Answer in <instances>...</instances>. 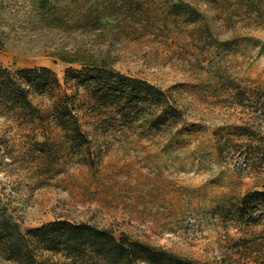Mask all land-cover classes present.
Instances as JSON below:
<instances>
[{"label": "rangeland", "instance_id": "rangeland-1", "mask_svg": "<svg viewBox=\"0 0 264 264\" xmlns=\"http://www.w3.org/2000/svg\"><path fill=\"white\" fill-rule=\"evenodd\" d=\"M166 1L144 2L148 20L113 16L98 26L77 8L55 23L32 0H0L2 66L47 67L64 86L68 68L81 69L67 59L106 58L179 110L160 127L147 110L124 123L85 110L89 141L80 147L0 116V210L23 232L67 219L198 264H264V206L251 222L234 213L247 193L264 191V171L237 169L247 140L229 134L247 126L264 136V21H225L219 8L187 0L202 13L189 24L168 16ZM42 254L46 264H66ZM0 264L15 263L0 255Z\"/></svg>", "mask_w": 264, "mask_h": 264}, {"label": "trees", "instance_id": "trees-1", "mask_svg": "<svg viewBox=\"0 0 264 264\" xmlns=\"http://www.w3.org/2000/svg\"><path fill=\"white\" fill-rule=\"evenodd\" d=\"M44 18L62 21L61 13L77 8L87 22L100 26L110 17L136 20L143 16L149 0H32ZM219 8L225 21L253 17L264 21V0H199ZM168 16L181 17L189 24L202 16L187 0H167ZM67 9V10H66ZM81 69L68 68L64 86L47 67L13 70L0 64V116L49 139L61 137L80 147L89 141L80 112L107 115L124 123L148 111L152 127L179 119V110L170 96L156 85L116 70L106 58L76 60ZM73 87V88H71ZM71 89V92L68 89ZM36 99L38 101L36 102ZM46 101V104H40ZM84 109V110H83ZM229 133L246 139L238 154V170L263 172L264 136L252 134L247 126H234ZM255 135V136H253ZM41 142L44 145L47 142ZM229 138L225 143H231ZM222 142L218 151L223 155ZM255 145V146H254ZM264 206V191L247 193L234 207L239 219L253 221V212ZM43 252L61 255L66 264H198L161 246L151 245L128 235L120 237L109 229L86 222L56 219L23 232L0 210V255L15 264H46Z\"/></svg>", "mask_w": 264, "mask_h": 264}]
</instances>
